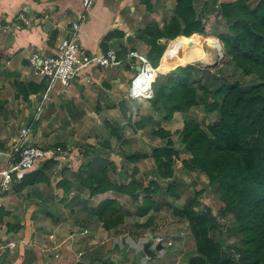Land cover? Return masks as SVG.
<instances>
[{
	"label": "crops",
	"instance_id": "0c3cea01",
	"mask_svg": "<svg viewBox=\"0 0 264 264\" xmlns=\"http://www.w3.org/2000/svg\"><path fill=\"white\" fill-rule=\"evenodd\" d=\"M146 1L150 2L149 6ZM177 1L95 0L87 20L81 26L79 35L81 48L89 54H99L110 49L119 52L123 48L128 51H137L134 38L141 42L136 37L137 31L145 29L149 23L155 21L163 25L173 15ZM225 2L228 1L194 0V5L199 16L207 23L211 12H215ZM83 3L84 0H0V73L3 74L8 68L12 69L14 66L18 68L16 69L18 72L24 73L15 75L12 72L9 78L11 81L4 76L5 82H9L10 86L11 82L14 84L16 80L36 82L31 75L28 58L34 50H41L45 56H52L56 52L59 42L68 37L72 23L83 11ZM23 8L40 16L42 23L14 31L17 15ZM111 31L124 32L125 37L116 36L105 42V37ZM130 47L132 48L130 49ZM110 71L118 72L121 71V68L87 70L77 77L68 89L63 91L57 89L46 114L35 125L29 143L52 146L54 135H48L49 125L57 129L62 126L87 128L92 122L91 119L101 116V119L94 118L93 125L99 123L109 128V131L115 129L116 125L120 126V131L114 139L115 143L130 144L129 138L136 135L134 132L130 133L131 128L126 125L128 121L125 119V115H122L120 107L113 105V108L111 106L108 110H104L101 107L104 105L102 103L104 99L98 101V94H96L94 106L87 105V100L94 98L93 95L95 96V92L92 93L87 89L89 88L88 84L99 85L104 90L101 91L102 94L122 88L121 76L110 80L106 77V75L109 76ZM129 75H132L130 71ZM100 83H105L106 87ZM105 88L109 91H106ZM83 95L85 96L82 97ZM107 98L105 101L108 100ZM21 100L24 101L22 98ZM133 102L140 104L142 101ZM29 104H31L30 109H22L20 112L22 121H24L19 132L0 134V145L5 152L10 151L21 129L27 123H31L34 105L32 102ZM98 107H100L99 113L95 111V109L98 110ZM7 119L8 117H5V120ZM89 139L91 140L88 144H93L91 134ZM77 140L79 141V139ZM64 144V146L75 145L71 141ZM78 153L76 152V157H71V159L68 154L64 157L67 161L62 160L63 158L55 160L53 166L48 168H45L46 165L42 162L32 172L25 175L20 174L12 189L0 196V242L4 245L14 244L13 249H6L0 264H130L126 259L128 254L125 249L121 250L111 242L108 244L110 238L112 240L114 236H110L108 240L110 232L105 231L102 227L99 229L100 226L97 227L100 224L95 211L98 203L92 205V199H89V196L87 199L82 196L84 190L80 177L87 176L88 166L85 165V161H100L106 166L107 160L99 156L83 160L84 155L79 156ZM116 157L109 153V163ZM7 166L8 157L0 155V172ZM119 166L120 169H123L122 164ZM111 167H109L111 178L119 183L123 182L127 177L126 173L117 175L113 173L114 170ZM38 171H40L39 174H35L33 177L32 174ZM24 180L27 182L25 186H23ZM1 182L0 175V185ZM122 198L119 194L109 192V199L121 201ZM104 200L102 199L101 202ZM87 207L88 210H86ZM94 225L96 230L93 232ZM119 234L123 235L121 232ZM100 235H103L106 241L100 243L103 239ZM124 236L126 237L123 241L131 237L137 244L140 242L142 233L129 231ZM132 250L135 252L133 255L135 260L140 254L141 246H136ZM156 257L152 261L140 258V263L136 264H165L166 259L159 263V259Z\"/></svg>",
	"mask_w": 264,
	"mask_h": 264
},
{
	"label": "trees",
	"instance_id": "16d2710c",
	"mask_svg": "<svg viewBox=\"0 0 264 264\" xmlns=\"http://www.w3.org/2000/svg\"><path fill=\"white\" fill-rule=\"evenodd\" d=\"M146 4L149 6L150 2ZM220 8L218 15L225 20L228 31L219 34V38L227 53L232 56V64L243 70L255 63L258 67L264 66V0L258 1L254 6L247 0H235L222 3ZM19 23L16 18L15 24ZM20 28L27 27L24 25ZM195 34L216 36L215 32L207 34L206 23L197 13L194 0H178L168 21L163 25L158 22L149 23L145 29L137 31L136 37L149 47L147 57L157 69L169 41H176L181 37L190 38ZM116 36L125 37V33L111 31L105 37V42ZM128 52L123 48L118 55L124 58ZM200 72L210 73L195 67H178L168 74H159L153 84L154 97L150 103L153 110L164 114L167 120L172 119L175 113H186L202 105L208 112L219 113V119L209 124L207 129L194 119L185 121L181 134L191 159L184 161V165L188 169L205 173L209 182L217 185L219 198L224 204L223 214L236 222L237 232L243 236V244L236 249L237 257L224 250L223 245L211 236L212 231L220 229L219 217L211 209L197 211L190 210L188 208L192 207L187 206L176 216L188 221L196 240L197 255L189 264H264V78L261 79V74L260 80L250 84H219V78L215 76L213 83L205 82L198 76ZM132 78L131 75L129 83ZM14 85L18 98L27 103L32 102L33 94L46 88L45 82L32 80H16ZM153 118H143L138 123L139 128L144 129L150 123L159 126ZM155 132L163 137L168 135L162 128ZM174 155L176 156L175 152L166 147L155 150V173L159 178L167 179L174 175ZM44 163L45 168H48L55 160ZM107 170L88 165L87 176H79L82 184L89 190L90 197L114 192L132 196L138 202L140 183L133 180L126 185L118 184L111 178L110 169L109 174ZM39 172L33 173V177ZM25 184L27 182L24 180L23 186ZM175 187L170 186L168 191L180 197L181 185ZM158 189L154 186V191H145V196L137 207L139 216H145L155 208L157 203L152 199V194ZM97 214L99 221L108 230L120 226L124 221V217L120 216V203L116 199L100 202ZM153 221L154 217L150 216L146 223L139 226L146 229ZM148 243L153 245V241ZM144 246H141L140 254L134 260L135 264L140 263V258L153 259L144 253ZM127 247L126 244L124 249L130 250Z\"/></svg>",
	"mask_w": 264,
	"mask_h": 264
},
{
	"label": "rangeland",
	"instance_id": "374dc122",
	"mask_svg": "<svg viewBox=\"0 0 264 264\" xmlns=\"http://www.w3.org/2000/svg\"><path fill=\"white\" fill-rule=\"evenodd\" d=\"M227 1L233 2L235 0ZM247 1L252 3L254 6L255 3L260 0ZM220 9L221 8L215 10V12L213 13L211 12V15L206 23L207 34L215 32L216 36L213 37L217 40L218 44L220 43L219 50H212V55L215 57L213 65L215 66L214 68H210L208 65L194 66L197 69L208 70L210 72L209 74L200 72L198 76H201V78L204 79L205 82L209 81L210 83L214 82L213 76H215L219 78V84L234 82H239L240 84H250L252 82H257V80H260L261 74V79H263V65L258 67L255 63V65H251V67L247 66L243 70L239 67L236 68L235 65L232 64V56L227 53V49L224 47L222 39L219 38V34L228 31L225 20H223V18L219 16ZM37 16L38 15H35V19H39ZM170 18L171 16L168 18V20ZM18 27L19 24H14L13 30L15 28L14 31H16L17 29H19ZM215 29L216 31H214ZM182 38L183 37H181L180 39ZM134 40L135 45L137 46H135V50L147 56L149 47L146 46L143 42H138L136 38H134ZM173 41L168 42L167 49L170 48ZM131 48L132 47H130V49ZM258 68L261 69L257 70ZM16 69L18 68L14 66L12 69L8 68V70L3 74L0 73V134H3L4 132H6L7 134L18 133L23 125L22 122L24 121H22V115H20V112L22 109L28 110L31 107V104L22 100L20 101L21 98H18L17 91L13 82H11V86L9 85V82H5V78L9 79L10 74L12 75V72H14L15 75L20 73L24 74L23 72H18ZM129 71V68L126 66L124 68H121V71H110L109 76L106 75L109 80L114 77L121 76V82L123 86L122 88H119L120 90L117 88V92H103L102 94L101 91L104 90L99 87V85L88 84L89 88L87 89H89V91L92 93L95 92V96L93 95L94 98L87 100V105L94 106L95 98L97 97L96 94H98V101H102L104 99V102H102L104 105L101 106L104 108V110H108L111 106V108H113V105H116L118 108L120 107L119 109L122 115H125L124 117L128 121V124L126 125L130 126L131 128L130 133L134 132L136 135L129 138V141H131L130 144L123 143L122 145H119L118 143H115L114 139H116L115 136L118 135L117 133L120 131V126L116 125L115 129L113 128L109 131V128H106L99 123L93 125V121L95 119H101V116L99 118L94 117L95 119H91V116H89L92 124L90 123L87 128L81 126H79L78 128H67L65 126H62L60 129H57L50 127V125L48 127L50 131L48 135H54L52 137V140L54 141V144H52V146L57 144L64 145L65 142L69 143L70 141L73 143V145L75 144L74 146H63L69 154V159H71V157H76V152H79V156L81 154L84 155L83 160L86 158L88 160V157L93 156L103 157L107 160L106 166H104V164L100 161H85V165H93V167L96 169L106 168L108 169V174L110 166H112L111 168L114 170L113 173L117 175H120V173L121 175L126 173L125 176L127 177L124 178L123 182L119 183L114 180V182L118 184L126 185L127 183L129 184L133 182V180H136L140 183V189L138 190V202H136L132 196L130 197L127 194H119L123 197L121 201L116 199L117 201H119L121 206L122 214H120V216L122 215V217H124L123 223L116 228H111L108 230L103 226V223L99 221L100 224L97 227L100 226L99 229L102 227V229H104L105 231L110 232V235L108 234V240L110 236H114L112 240L110 238L108 244H110L111 242V244L120 247L121 250L124 249V246L126 244H128V248H130V250H126V253L128 254L126 259L130 262V264H134L133 255H135V252H132V249L134 247L136 248V246L139 245L142 246L144 243L142 242L143 240L145 241V239H147L148 237L155 236L156 234L158 236H163L167 242L172 243L171 246L165 244L161 252H156V259H159V263L164 262L166 259V261L164 262L165 264H189L190 260L197 255L196 240L194 239V236L191 232L188 221H186V219H181L176 215H178L180 211H183L187 206L192 207L188 209L197 211H203L204 209L208 208L213 210L214 215L219 217L220 225L219 231H212L211 236L223 245L224 250L230 251L237 257L238 253L236 252V249L242 247L243 236L242 234L237 232L236 222L233 221L230 216H226L225 214H223L224 204L219 198L217 185L210 183L209 178L205 173L198 170L188 169L184 165V161H188L191 159V154L185 149L181 134V131L185 126V121L188 119H194L201 123L205 129H207V126L209 124H212L214 121L219 119V113L208 112L204 108V105H202L186 113H175L172 119L167 120L165 119L164 114H159L153 110L150 100L144 102L142 101L140 104H135L130 99ZM131 74L135 76L137 73ZM159 74H161V72H159ZM9 81L11 80L9 79ZM104 84L102 83L101 85L106 87V85ZM105 90L109 91V89L107 88H105ZM200 92L202 93L201 90ZM116 93L119 94L116 95ZM84 96L85 95H83L82 97ZM106 98L108 99L107 101H105ZM99 108L100 107H98V110L95 109L97 113L100 112ZM151 113L152 115H150ZM150 116L154 117L153 119H155V121L159 123V126L150 123L146 128L140 129L138 126V123H140L139 121L144 120L145 117ZM5 117H8V119L5 120ZM106 117L109 118V116ZM102 118H104V116H102ZM140 118L142 119L139 120ZM126 120L125 122H127ZM159 128H162V130L166 131V134L168 135L163 137L156 133L155 131H158ZM90 134L91 136H93L92 141H94L91 145L88 144L90 143L89 140H91L89 139ZM110 134L111 136H109ZM68 138H70L71 140H69ZM77 139H79V141ZM165 147L174 151L176 154V156H172V169L174 171V175L172 177H167V179H161L155 173L156 161L153 154L155 150ZM109 153L115 155V157L117 155L119 156L116 157V159L114 158L115 160L109 163ZM64 157L62 160L67 161V159ZM133 159L137 161H134ZM120 164H122L123 169H120ZM177 185H181L180 193L182 194L180 197H176L173 193H170L168 191L170 186L177 187ZM154 186H157L159 188L152 194V199L155 200L157 205L147 215L139 216L137 208L138 203H140V200L145 196V191H154ZM82 189L84 190V192H82V196L86 199L89 196V199H92V205H95L97 203L99 204L102 199L110 200L109 192L103 194L105 195H102L103 197H100V195L91 198L89 194L90 192H88L89 190L84 185ZM88 209L89 208L87 207L86 210ZM95 211L96 216L98 217L97 207ZM150 216L154 217V221L151 222L146 229L140 228L139 225L146 223ZM95 230L96 226L92 227V231L94 232ZM129 231L133 233L140 231L142 233L140 242L136 244V242H134L131 237H128L126 239L127 241H123V239L126 237L124 236V234ZM120 232L123 233V235L119 234ZM100 237L103 238L100 243L106 241L103 235H100Z\"/></svg>",
	"mask_w": 264,
	"mask_h": 264
},
{
	"label": "built area",
	"instance_id": "2783aa9c",
	"mask_svg": "<svg viewBox=\"0 0 264 264\" xmlns=\"http://www.w3.org/2000/svg\"><path fill=\"white\" fill-rule=\"evenodd\" d=\"M95 0H84L83 11L72 23L68 37L62 39L52 56H45L41 50H34L28 58L31 75L36 82L46 83L44 91L31 96L34 105V114L31 123H27L21 130L18 138L14 141L10 151L5 152L0 145V155L8 157V166L0 172L2 182L0 185V196L9 192L20 174L33 171L38 163L49 160H59L68 153L61 145L43 146L29 143V138L33 135L34 127L46 114L52 102L53 95L57 89L63 91L71 87L77 77L91 69H119L128 67L134 74L137 67L141 66V71L133 76L129 85V97L133 101H148L154 97L153 84L155 83L159 71L150 63L148 57L138 51H129L124 58L119 57L114 49L106 53L89 54L81 48L79 35L82 24L87 20ZM39 19L41 17L37 16ZM17 19L21 26H32L42 23V18L35 19L29 9L24 8L18 13ZM166 53V52H165ZM171 71H168L169 73ZM144 81H139L141 77ZM146 79L150 80L149 85ZM69 150V149H68ZM153 241L154 247L161 244L171 246L163 236H151L143 240L146 243ZM7 248L13 249L14 244L4 245L0 242V262Z\"/></svg>",
	"mask_w": 264,
	"mask_h": 264
},
{
	"label": "bare ground",
	"instance_id": "6f19581e",
	"mask_svg": "<svg viewBox=\"0 0 264 264\" xmlns=\"http://www.w3.org/2000/svg\"><path fill=\"white\" fill-rule=\"evenodd\" d=\"M219 44L213 36L202 37L200 35H194L190 38H182L173 41L170 48H168L164 54L160 66L158 67V71L161 73H167L175 67L186 65H208L210 68H214L215 65L213 64L215 57L212 55V50H219ZM139 81H144V77L142 76ZM149 83L150 80L146 79L147 86Z\"/></svg>",
	"mask_w": 264,
	"mask_h": 264
},
{
	"label": "water",
	"instance_id": "95a60500",
	"mask_svg": "<svg viewBox=\"0 0 264 264\" xmlns=\"http://www.w3.org/2000/svg\"><path fill=\"white\" fill-rule=\"evenodd\" d=\"M220 47V46H219ZM163 58V57H162ZM178 67H194L192 65H187V66H178ZM178 67H175L174 69L178 68ZM172 69V70H174ZM171 70V71H172ZM137 72H140L141 71V66L137 67L136 69ZM162 74H165V73H162ZM163 249V246L161 244L157 245L155 248H153L152 244L151 243H147L145 246H144V253L149 257V258H154L156 257V252H161Z\"/></svg>",
	"mask_w": 264,
	"mask_h": 264
},
{
	"label": "clouds",
	"instance_id": "9594fccd",
	"mask_svg": "<svg viewBox=\"0 0 264 264\" xmlns=\"http://www.w3.org/2000/svg\"><path fill=\"white\" fill-rule=\"evenodd\" d=\"M166 51H167V50H166ZM166 51H165V52H166ZM164 54H165V53H164ZM163 56H164V55H163ZM161 60H162V59H161ZM160 63H161V61H160ZM174 70H175V69H174ZM172 71H173V70H172ZM169 73H170V72H169ZM161 74H162V73H161ZM165 74H168V73H165ZM153 248H155V247H153Z\"/></svg>",
	"mask_w": 264,
	"mask_h": 264
}]
</instances>
